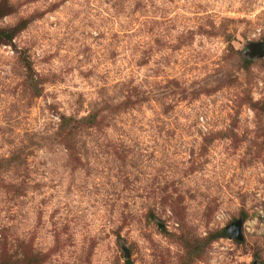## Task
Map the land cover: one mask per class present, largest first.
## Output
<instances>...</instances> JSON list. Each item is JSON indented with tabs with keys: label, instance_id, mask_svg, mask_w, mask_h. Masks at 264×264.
Listing matches in <instances>:
<instances>
[{
	"label": "rangeland",
	"instance_id": "374dc122",
	"mask_svg": "<svg viewBox=\"0 0 264 264\" xmlns=\"http://www.w3.org/2000/svg\"><path fill=\"white\" fill-rule=\"evenodd\" d=\"M263 40L264 0H0V264H264Z\"/></svg>",
	"mask_w": 264,
	"mask_h": 264
},
{
	"label": "water",
	"instance_id": "95a60500",
	"mask_svg": "<svg viewBox=\"0 0 264 264\" xmlns=\"http://www.w3.org/2000/svg\"><path fill=\"white\" fill-rule=\"evenodd\" d=\"M253 54L259 55V56H264V40L254 46ZM226 232H227L228 237H238L239 226L237 224L229 226L226 228Z\"/></svg>",
	"mask_w": 264,
	"mask_h": 264
}]
</instances>
